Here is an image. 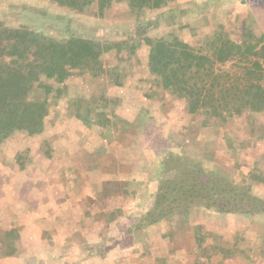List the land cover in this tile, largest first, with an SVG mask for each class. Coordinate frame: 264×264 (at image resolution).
Instances as JSON below:
<instances>
[{
    "label": "rangeland",
    "instance_id": "374dc122",
    "mask_svg": "<svg viewBox=\"0 0 264 264\" xmlns=\"http://www.w3.org/2000/svg\"><path fill=\"white\" fill-rule=\"evenodd\" d=\"M62 6L57 0H0V22L6 28L25 29L61 43L82 39L111 49L104 50L97 61L87 59L79 65L66 64V78L63 80L41 77V83L35 86L31 98L38 100L44 96L45 90L40 87L42 83L51 90L49 114L43 131L34 136L15 131L8 138L0 139V162L2 157L7 162L5 166L13 168L22 161V168L43 159L41 165L45 169L53 165L61 167L62 162L51 164L50 160L61 161L68 155H78L67 148L73 143L67 142L73 138L69 136L83 137L81 127L77 125L94 130L89 136L106 135L108 140L115 139L122 145H131L130 134H133L138 137L139 147L129 146L126 154L123 153L132 158V163L124 166L139 170L134 183L138 189L130 203L142 207L137 213L139 217H135L137 220L127 223H132L133 231L135 228L139 231L148 229L149 241L159 249L157 254L162 253L164 244L173 246L177 241H185L188 246L192 243L194 251L203 256L206 253L219 254L214 255V264L225 260L220 250L229 253L233 261L238 259L237 264H264V205L253 203L252 210H257L253 215L242 211L225 212L227 208L222 206L221 209L214 202L206 205L201 199L181 198L184 191L179 186L177 192L171 190L172 181L179 183L189 178L188 185V182L193 183L191 178L195 176H190L189 172L201 170L206 177L222 181L226 186H220L227 192L234 189L256 197L258 188L264 189V112L246 109L239 114L221 117L190 113L196 122L193 127L211 128L209 131L213 132L207 133L215 140L206 137L203 129L200 134L202 143L194 140L184 147L173 148V145L166 144L168 134L162 130L163 122H157L160 119L152 116L147 102L142 105L138 102L140 108L134 111L139 118H136L137 122L134 119V126L130 127L126 118L130 119L134 113L131 106L123 107V103L118 102V85L111 81L115 78L124 83L132 75L147 84L157 80L149 66V44L160 38L166 41L178 38L203 54H212L214 43L220 44V40L238 45L257 43L264 36V0H167L159 8L152 9L134 8L129 0H112L104 10L96 1L83 8ZM234 63L230 62L224 68L234 71ZM170 93L176 96L172 89ZM109 95L112 99H108ZM78 111L86 115L87 121L77 117ZM67 114L73 115L70 120L74 122H67ZM109 115L108 120L114 123V129H118L114 133L106 122ZM154 120L156 124H153ZM124 174L130 175L129 170ZM120 185L124 188L121 180L110 179L104 184L103 194H110L109 190ZM162 195L166 196L162 200L165 207L174 199L181 200L173 202L172 213L166 208L165 212L171 214L158 222H151L153 217L144 221L142 218L149 212L157 210V200ZM257 198L264 202V198ZM215 201L220 203L218 199ZM237 201L238 198L232 199V202ZM235 208L239 210V206ZM60 234L65 233L60 231ZM110 237L115 239L113 234ZM84 243L82 246L77 244L76 254L78 246L81 250L90 245L87 241Z\"/></svg>",
    "mask_w": 264,
    "mask_h": 264
},
{
    "label": "crops",
    "instance_id": "0c3cea01",
    "mask_svg": "<svg viewBox=\"0 0 264 264\" xmlns=\"http://www.w3.org/2000/svg\"><path fill=\"white\" fill-rule=\"evenodd\" d=\"M170 91V87L159 79L147 84L132 75L123 86L117 87L116 97L123 107L131 106L134 115L125 120L130 127L134 126L132 121L139 118L135 115L136 109L140 108L138 102L141 105L147 102L152 116L160 119L157 122H163L168 146L184 147L194 140L202 143L200 134L204 128L193 127L196 122L190 115L187 101L173 96ZM109 97L112 99L111 95ZM67 116V122H74L70 120L73 115ZM108 123L112 133L118 130L110 120ZM153 124H156L155 120ZM77 126L81 127L83 137L78 139L70 130L69 137L73 138L67 142L73 143L67 148L78 155H68L61 161L50 160L51 164L62 162L61 167L53 165L45 169L41 165L44 161L40 159L38 163L22 168V161L17 167L7 168V162L1 157L0 264H214V255L219 254L203 256L194 251L192 243L188 246L185 241H177L173 246L164 244L162 253L157 254L159 249L149 241L148 229L139 231L135 228L133 231L132 223L131 226L127 224L137 220L135 217H139L137 213L142 206L130 203L138 189L134 183L139 170L124 166L131 164L132 158L123 153L126 154L129 146L139 147L138 137L130 134L131 145L123 143L124 148L115 139L108 140L106 135L89 136L94 130ZM209 129L203 131L213 141L215 137L207 133L213 132ZM127 170L134 174H124ZM110 179L121 180L124 188L120 185L109 190L110 194H103L104 184ZM258 189L256 196L264 198V189ZM102 195L107 198L102 199ZM108 229L111 231L107 232ZM112 234L114 240H111ZM85 241L90 245L81 250L78 246L76 254L77 244L82 246ZM72 249L74 252H70ZM220 251L222 258L225 255L226 264H237L238 259L233 261L229 253Z\"/></svg>",
    "mask_w": 264,
    "mask_h": 264
},
{
    "label": "trees",
    "instance_id": "16d2710c",
    "mask_svg": "<svg viewBox=\"0 0 264 264\" xmlns=\"http://www.w3.org/2000/svg\"><path fill=\"white\" fill-rule=\"evenodd\" d=\"M57 1L61 6L80 8L96 1L101 10L112 2ZM165 1L167 0H129L130 5L141 9L159 8ZM219 43H214L212 54H203L178 38L171 41L160 38L149 44L151 72L169 86L174 95L187 100L188 109L192 114L204 113L211 117H221L239 114L246 109L264 112V36L253 45H238L228 40H220ZM110 49L108 46L94 45L82 39L61 43L25 29L6 28L0 22V139L8 138L15 131H25L31 136L43 131L45 118L49 114L48 95L51 90L42 83L40 87L45 90L44 96L38 100L31 98L32 91L41 83L42 76L63 80L66 78V64L79 65L87 59L97 61L104 50ZM232 61L235 62L232 67L236 66V70L224 68ZM117 77L123 78L121 75ZM113 79L111 81L118 86L124 85L123 81ZM76 115L79 119L87 121L84 113L78 111ZM106 117L108 123L109 117ZM189 173L190 176L195 175L191 178L193 183L188 182L187 185L189 178L179 183L171 182V190L177 192L176 187L179 186L180 190L184 191L182 196L179 194L181 198L201 199L206 201V205L214 202L215 205L221 206V209L222 206L227 208L225 212L242 211L251 215L257 211L252 210L253 203L264 205L255 195L239 193L234 189L229 192L223 190L222 187L225 188L226 185L223 186L222 181L215 177H206L201 170ZM165 198L166 196L162 195L157 200V210L149 212L142 219L145 221L153 217L151 222H158L172 213L173 202L181 200L174 199L165 207L162 202ZM233 198H238L239 201L232 202ZM235 206H239V210ZM166 208H169L171 213H166Z\"/></svg>",
    "mask_w": 264,
    "mask_h": 264
}]
</instances>
